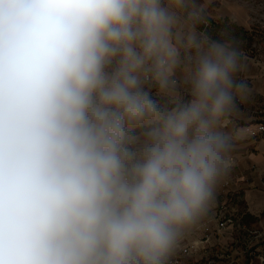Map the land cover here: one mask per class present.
Listing matches in <instances>:
<instances>
[{
  "label": "clouds",
  "instance_id": "9594fccd",
  "mask_svg": "<svg viewBox=\"0 0 264 264\" xmlns=\"http://www.w3.org/2000/svg\"><path fill=\"white\" fill-rule=\"evenodd\" d=\"M225 11L242 21L229 0H0V264L198 251L264 94L209 31Z\"/></svg>",
  "mask_w": 264,
  "mask_h": 264
},
{
  "label": "crops",
  "instance_id": "0c3cea01",
  "mask_svg": "<svg viewBox=\"0 0 264 264\" xmlns=\"http://www.w3.org/2000/svg\"><path fill=\"white\" fill-rule=\"evenodd\" d=\"M218 2L219 0H217ZM229 2L242 6V21L236 23L241 28L247 29L243 23V20H248L246 8L236 0H229ZM227 19L231 20L230 14L225 11L221 18H214L213 20L217 25ZM258 58V60L250 58L255 66L251 68L249 83H253L258 88H264V53H261ZM255 99L264 100V94H256ZM240 153L243 157L242 163L233 175L231 182L219 193L217 205L227 201L234 193L239 197L240 205L248 211L247 224L253 228L262 229L264 232V227H261V223L264 222V200L254 196V194L264 193V138H255L249 135L240 147ZM246 193L249 194L248 200L245 199ZM230 237L231 234L228 230L218 236L213 235L207 243H201V245L207 246V250H201L196 257L200 258L202 255L213 254V251L221 249L222 244L228 241ZM199 238L195 239L198 241ZM256 247L264 255V238L256 242ZM203 264H206V261ZM214 264H249V258L240 256L237 262H232L229 258L222 257L217 259Z\"/></svg>",
  "mask_w": 264,
  "mask_h": 264
},
{
  "label": "built area",
  "instance_id": "2783aa9c",
  "mask_svg": "<svg viewBox=\"0 0 264 264\" xmlns=\"http://www.w3.org/2000/svg\"><path fill=\"white\" fill-rule=\"evenodd\" d=\"M215 26V21H210V27ZM259 55L248 56L251 59L258 60ZM165 103V101H161ZM244 124L246 132L255 138H264V100H256L247 109V118L241 121ZM228 185V184H227ZM248 211L240 205V200L234 193L227 201L217 205L214 213L213 224L204 231L203 235L197 241L191 240L190 248L198 249L192 255L181 253L176 259L177 264H214L219 258L226 257L232 262H237L240 256L249 258V264H260V257H264L257 247L256 242L263 240L264 232L262 229L253 228L247 224L246 218ZM228 230L231 237L222 244V248L213 251V254L202 255L197 258L196 255L201 250H207V246L201 243H207L213 235L218 236ZM236 252V254H234ZM206 257V258H205ZM255 259V260H254Z\"/></svg>",
  "mask_w": 264,
  "mask_h": 264
},
{
  "label": "rangeland",
  "instance_id": "374dc122",
  "mask_svg": "<svg viewBox=\"0 0 264 264\" xmlns=\"http://www.w3.org/2000/svg\"><path fill=\"white\" fill-rule=\"evenodd\" d=\"M247 10V29L227 19L215 24L209 31L215 34L219 29H228L240 42L242 51L247 56L264 53V0H236Z\"/></svg>",
  "mask_w": 264,
  "mask_h": 264
},
{
  "label": "snow or ice",
  "instance_id": "6c2138e0",
  "mask_svg": "<svg viewBox=\"0 0 264 264\" xmlns=\"http://www.w3.org/2000/svg\"><path fill=\"white\" fill-rule=\"evenodd\" d=\"M254 196H256L260 200H264V193L254 194Z\"/></svg>",
  "mask_w": 264,
  "mask_h": 264
}]
</instances>
